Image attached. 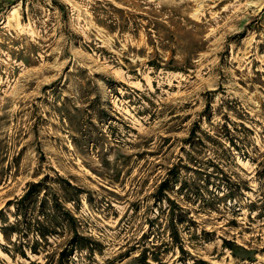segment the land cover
Wrapping results in <instances>:
<instances>
[{
    "label": "rangeland",
    "instance_id": "374dc122",
    "mask_svg": "<svg viewBox=\"0 0 264 264\" xmlns=\"http://www.w3.org/2000/svg\"><path fill=\"white\" fill-rule=\"evenodd\" d=\"M44 175L64 264H264V0H0V224Z\"/></svg>",
    "mask_w": 264,
    "mask_h": 264
},
{
    "label": "trees",
    "instance_id": "16d2710c",
    "mask_svg": "<svg viewBox=\"0 0 264 264\" xmlns=\"http://www.w3.org/2000/svg\"><path fill=\"white\" fill-rule=\"evenodd\" d=\"M193 135L194 128L192 127L188 139L191 140ZM48 178V175H44L41 179L28 183L22 195L8 202L15 208V220L4 221L0 224V232L7 239L16 234L17 240L13 242L16 250L23 257H27L28 250L34 254H38L41 250L46 252L44 249L49 245V238L62 235L65 229L70 227L71 236L57 253V264H64L63 259L79 248L80 241L85 237L76 229L73 215L62 205L58 196L49 190ZM169 186L170 182L167 177L161 182L159 191L167 190ZM165 198L173 207V200L167 196ZM3 213L4 211L1 210V217Z\"/></svg>",
    "mask_w": 264,
    "mask_h": 264
}]
</instances>
